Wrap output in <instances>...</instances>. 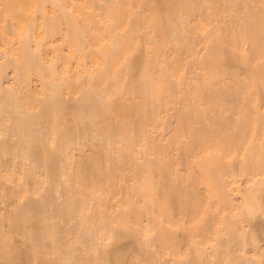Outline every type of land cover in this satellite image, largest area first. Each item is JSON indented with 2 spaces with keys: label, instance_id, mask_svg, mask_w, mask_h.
Here are the masks:
<instances>
[{
  "label": "bare ground",
  "instance_id": "6f19581e",
  "mask_svg": "<svg viewBox=\"0 0 264 264\" xmlns=\"http://www.w3.org/2000/svg\"><path fill=\"white\" fill-rule=\"evenodd\" d=\"M0 264H264V0H0Z\"/></svg>",
  "mask_w": 264,
  "mask_h": 264
}]
</instances>
